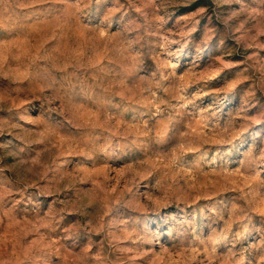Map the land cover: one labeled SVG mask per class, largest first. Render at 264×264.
I'll use <instances>...</instances> for the list:
<instances>
[{
    "label": "rangeland",
    "instance_id": "rangeland-1",
    "mask_svg": "<svg viewBox=\"0 0 264 264\" xmlns=\"http://www.w3.org/2000/svg\"><path fill=\"white\" fill-rule=\"evenodd\" d=\"M0 264H264V0H0Z\"/></svg>",
    "mask_w": 264,
    "mask_h": 264
}]
</instances>
